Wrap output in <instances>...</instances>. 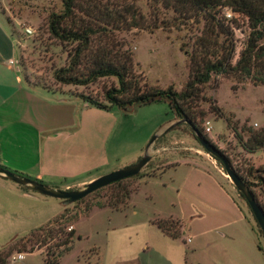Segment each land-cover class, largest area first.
Returning <instances> with one entry per match:
<instances>
[{"label":"rangeland","instance_id":"374dc122","mask_svg":"<svg viewBox=\"0 0 264 264\" xmlns=\"http://www.w3.org/2000/svg\"><path fill=\"white\" fill-rule=\"evenodd\" d=\"M134 5L146 17L153 11L147 0H135ZM60 11L61 0H0V22L13 40V60L18 64L21 56V71L31 82L43 80L53 88L103 100V92L117 86L116 79L103 78L87 87L59 86L53 81V70L68 63V48L47 40L46 34L48 16ZM165 17L172 13L166 12ZM226 17L230 19L228 12ZM237 19L235 61L249 33L243 17ZM23 27H31L34 33L26 36ZM201 28L199 23L170 31L133 29L114 35L132 53L135 74L143 82L180 92L189 79L194 36ZM38 91L75 102L79 106L75 125L78 123L82 100ZM190 106L207 139L236 174L243 176L250 167L264 168V150L249 153L242 147L250 130L264 128V83L214 75L200 87L199 98ZM90 110L99 115H87V147L95 151L100 143L108 165L92 171L87 179L93 176L96 180L134 165L149 147L152 158L140 177L128 178L124 184L131 192L125 205L118 210L97 207L112 202L118 192L115 188L95 191L82 203L66 205L63 200L31 191L23 194L20 186L6 182L8 186L0 187V253L70 210L79 214L66 228H74L75 236L58 264H264V237L247 201L223 163L205 151L167 101L109 112ZM42 184L64 190V183ZM258 185L253 189L257 203L264 207V183ZM86 207L92 209L84 215ZM156 220L179 222L180 237L163 235L153 223ZM56 243V239L48 240L40 250L22 252L24 259L17 262L11 261L17 253L13 251L7 264H44L45 253H55Z\"/></svg>","mask_w":264,"mask_h":264},{"label":"trees","instance_id":"16d2710c","mask_svg":"<svg viewBox=\"0 0 264 264\" xmlns=\"http://www.w3.org/2000/svg\"><path fill=\"white\" fill-rule=\"evenodd\" d=\"M134 1L61 0L62 11L52 12L48 16L47 40H54L60 46L68 48V63L52 72L54 83L59 86L87 87L103 78L116 79L117 86L106 89L103 92V100L96 96L75 95L70 91L53 88L43 80L31 82L21 71L20 56L18 66L25 82L33 88L80 99L87 107L105 112L113 108L128 109L167 101L178 119L191 128L196 139L197 135H200L210 143L196 121L191 102L199 98L200 87L209 83L214 75L264 83V0H147L153 9L148 17L136 8ZM166 12H171L172 17L166 18ZM226 12L229 13L230 19H227ZM239 17L245 20L249 33L235 61L234 30L239 29ZM8 23L10 24L9 21ZM199 23H202V28L198 30L199 34L194 36L189 79L180 92H176L172 87L162 89L143 82L141 77L135 74L132 53L125 49L114 35L116 32H129L133 29L149 33L158 30L170 31L182 26H198ZM11 35H15L13 30ZM39 40L42 41V37ZM249 132L248 140L242 143L243 149L249 153L264 150V128ZM222 156L224 157L223 154ZM224 158L227 161L226 157ZM12 172L42 183L21 173ZM234 174L248 186L257 201L253 188L256 187L255 184L260 187L264 183V168L250 167L243 176L235 172ZM136 177H140V174L130 179ZM130 179L118 181L96 191L95 193H98L109 188L118 191L112 202L106 206L98 204L97 207L118 210L120 206L125 205L131 192L124 184ZM20 188L29 192L24 187ZM85 199L77 201L76 204L84 202ZM261 208L264 211V207ZM91 209L86 207L83 214L87 215ZM78 217L79 214L75 212L65 211L46 227L36 230L8 251L0 253V264H7V259L13 251L20 254L31 253L35 249L46 247L48 240L53 239L57 240L55 253L49 254L47 251L44 264H58L60 258L69 252L75 236L74 228L69 231H66V228L72 226ZM153 223L166 237H180L179 222L156 220Z\"/></svg>","mask_w":264,"mask_h":264},{"label":"crops","instance_id":"0c3cea01","mask_svg":"<svg viewBox=\"0 0 264 264\" xmlns=\"http://www.w3.org/2000/svg\"><path fill=\"white\" fill-rule=\"evenodd\" d=\"M11 40L0 22V167L48 185L64 183V190L83 187L95 179L87 175L108 165L100 143L95 151L87 147V115L99 114L83 104L75 125V102L25 84ZM6 182L0 176V187L8 186Z\"/></svg>","mask_w":264,"mask_h":264},{"label":"water","instance_id":"95a60500","mask_svg":"<svg viewBox=\"0 0 264 264\" xmlns=\"http://www.w3.org/2000/svg\"><path fill=\"white\" fill-rule=\"evenodd\" d=\"M197 140L209 155H211L212 157L216 158L217 160L223 163L227 175L231 179L237 191L240 193L241 198H244L247 201L252 211V214L259 228L261 229L264 237V211L255 200L248 186L245 185L234 174L229 163L225 160L222 154L212 144H210L206 139H204L200 135H197ZM148 148L144 156L140 160H138L134 165L103 175L97 178L96 180L86 184L82 189H77V190H59L44 185L40 182L31 180L29 178L19 176L13 173L12 171L6 170L2 167H0V176L5 180L12 182L20 187H24L33 193H37L55 199H60L63 200L66 205H69L82 200L83 198L87 197L88 195L92 194L93 192L99 189L107 187L118 181H122L138 175L152 158L151 155L148 154Z\"/></svg>","mask_w":264,"mask_h":264},{"label":"built area","instance_id":"2783aa9c","mask_svg":"<svg viewBox=\"0 0 264 264\" xmlns=\"http://www.w3.org/2000/svg\"><path fill=\"white\" fill-rule=\"evenodd\" d=\"M22 30H23V33L26 36H30V35H32L34 33V30L31 27H23ZM10 64H15V63L13 61H10ZM206 130H207V132H209L210 128H207ZM23 259H24V255L20 254V253H16L15 255H13L11 257V261L12 262L21 261Z\"/></svg>","mask_w":264,"mask_h":264}]
</instances>
